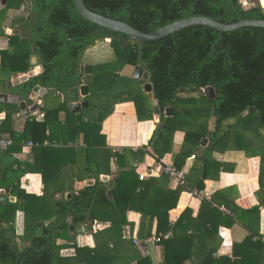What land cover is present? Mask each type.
I'll list each match as a JSON object with an SVG mask.
<instances>
[{
    "label": "trees",
    "instance_id": "trees-1",
    "mask_svg": "<svg viewBox=\"0 0 264 264\" xmlns=\"http://www.w3.org/2000/svg\"><path fill=\"white\" fill-rule=\"evenodd\" d=\"M247 1L249 6L242 0H85V4L96 13L151 33L192 16H207L226 24L264 19L259 0ZM23 5L27 7L26 14L13 18L9 25L18 33L10 34L9 47L0 50V71L16 76L28 73L34 68L32 58L36 56L43 66L42 73L9 91L31 104L32 91L41 85L50 89L48 95L63 94L65 102L53 108L46 102L44 121L33 120L22 132L14 129V111L8 109L10 103L0 102V112L7 111L1 130L10 132L17 147L28 139L43 143L57 135L53 129L49 131L50 122L65 110L67 124L63 131L68 137L58 146L33 148L34 163H24V169L20 167L14 171L15 178L9 177L15 163L19 164L18 160L0 173V186L7 182L17 197L14 202H0V264H134L135 261V264H187L197 256H201V261L195 264L251 262L260 241L255 240L259 231H252L236 245L231 256L218 255L219 228L234 224L235 219L243 215H259L264 199L260 207L244 214L237 208L226 214L204 198L197 216H193L194 211L189 207L176 216L174 212L184 189L170 187L171 178L164 171L159 177L141 179L140 164L147 154L154 153L159 161L170 152L177 130L173 118L184 113L195 114L199 107V100L191 102L193 98L189 95L192 93H201L198 99L209 105L207 109L216 116L215 131L208 133L207 130L214 142L223 138L222 130L228 120L240 125L249 124L251 117H256L257 131L264 130V28L247 26L226 31L220 44L221 32L202 25L185 28L160 40L143 42L125 33L109 32L85 19L75 0H8L5 10L20 9ZM0 34H5L1 26ZM101 39L112 48L114 55L105 62L93 64L91 74L83 73L81 66L86 51ZM128 65L141 66L148 71L149 79L144 81L122 75ZM1 83L6 86L5 81ZM146 83L152 84L154 99L160 106L158 127L165 129L160 133L156 130L149 143L137 150L123 148V153L112 152L101 134V123L111 113L108 104L111 98L112 103L119 98L134 101L141 120L153 119V101L144 91ZM83 84H89L91 89L86 98L90 103L86 108L88 112L85 114L84 109L73 113L68 107L69 92ZM209 86L216 91L213 99L205 94ZM169 107L171 117L167 116ZM252 107L257 111L245 114ZM229 128L230 125L228 131ZM81 133L84 145H73ZM208 150L213 151V145ZM180 156L181 152L174 156L179 169L184 163L178 162ZM262 158L264 161V156ZM113 159L115 171L111 164ZM207 166L206 162L204 169L208 173ZM29 172L43 175L42 195L28 193L21 187L20 178ZM103 174L110 179L103 181ZM90 179H95V183L75 189L77 181ZM260 181L264 187L261 177ZM204 188L202 181L200 189ZM109 190L113 191L112 199ZM19 210L25 212L26 218L22 235L18 234L16 224ZM129 211L141 214L140 238L172 233L168 239L162 238L157 243L163 251L161 262L141 256L136 249L133 254L117 253L118 244L127 242L134 246L133 241L123 239ZM207 213L210 217H206ZM91 215L96 224H110L98 231L103 236L95 247L81 245L69 231L71 216L72 223L78 226L88 224ZM47 219L50 222L46 223ZM208 223L214 229L202 230ZM89 229L94 230V226ZM59 239L66 242L59 243ZM65 247H74L76 254L62 256L61 250Z\"/></svg>",
    "mask_w": 264,
    "mask_h": 264
},
{
    "label": "crops",
    "instance_id": "crops-1",
    "mask_svg": "<svg viewBox=\"0 0 264 264\" xmlns=\"http://www.w3.org/2000/svg\"><path fill=\"white\" fill-rule=\"evenodd\" d=\"M0 26L2 27V30L5 31V34H0V50H3L9 47L8 31L12 28L9 26V23L7 21ZM89 50L90 48L87 51ZM32 61L34 62L33 69L37 68L39 69L38 74L42 73L43 66L39 64L38 57L34 56L32 58ZM97 61L105 62L104 59H97L96 62ZM93 64L96 63L94 61L88 60L84 62V65L92 66ZM134 70L135 67L128 65L124 68V70H122L121 74L129 77L132 76L134 78ZM21 74H18L16 76L14 74H9L7 72L0 71V83L1 81L6 82V86H4L2 83L0 84V94L8 93L19 97L18 95L13 94L9 91L12 87L15 86L9 85V82L12 83V81L18 79ZM41 89V92H35L34 98L32 97V91L30 95V99L32 100L31 104L25 101L27 103L28 109H31L35 104L38 105L36 109L30 110L31 113L29 116H26L22 113L19 104L6 102L10 103L8 109L14 111L13 126L14 129H16L17 131L22 132L26 128V125L32 122L33 120L38 122L44 121L46 113V102H48V106L50 108L58 106L61 101L65 102V96L63 94L61 96H59L58 94L48 95L50 91L49 88L41 86ZM144 91L147 92L145 89V85ZM189 96L191 99L193 98L191 102L197 103V100H199L197 103L199 107L196 110V113L179 114L178 116L173 118V123L177 127V130L173 134V145L170 149V152L165 154V156L159 161H157L156 156L153 152V154H147L145 160L140 164V171L142 173H148V176L146 178L151 176L159 177L164 171V163L167 162L175 164L174 156L177 153L181 152V156L178 158V162L182 163L184 161L183 167L181 169L186 172V182L183 185H179L175 180L170 179L169 183L170 187H172L173 189L179 186L184 189L178 202V209L176 210V212H174L176 216H178L182 211H184L188 207L194 211L193 216H197L201 208L203 198L210 200L214 206L218 207L220 211L226 214H231L232 208H237L241 214H244L247 210L253 209L255 207H260L261 201L262 199H264V187H262L260 181V177L262 180H264V161L262 158L264 156V139H261L262 137H264V130H260L261 132L256 133L255 137L252 135V133H250V129L247 128V131L242 135L248 136V139H246L245 141H242V139H240L238 142H236V144L225 143V141L230 137V130L228 131V121L230 120H228L222 130L223 138H220L219 140L214 142V139L211 140V134L208 133L210 131H215L216 129V116L211 113V109H207V107H210L209 105L205 104L202 99H198L202 96L201 93L196 92L190 94ZM87 97L83 99L86 100ZM154 100H152L153 119L144 118L143 120H141L138 116V109L134 101L121 100L119 98L116 103H113L112 105H110V103L108 104L109 108L111 109V113L101 123V134L106 137V142L108 145L107 148L112 150V152L123 153V148H132L134 150H137L138 148L149 143V141L154 135V132L158 129V124L161 121V114L158 116L154 112ZM52 101L55 102L50 105ZM68 107L70 108L69 100ZM84 109L85 108H83V110ZM199 114L204 116V118L200 117ZM6 115L7 111L0 112V120L2 122L5 120ZM172 115V112L171 115H168L167 112L168 117H171ZM22 116H24L27 120L24 122H20L19 118H21ZM66 119V112L65 110H62L58 114L57 119L55 118L51 121L54 123L53 128L57 126L61 127L59 133L64 138L68 137L67 135L64 136V131L62 130L67 124ZM87 119L88 118H86V121ZM1 128L2 125L0 124V134L11 137L10 132H2ZM207 130H209L208 133ZM53 131L56 134L58 132L56 129H53ZM76 139H80V142L78 144L69 143V145H84L82 133L80 136L78 135ZM204 139H206L205 144H203ZM29 140L32 139L24 141ZM48 140L50 141V139H47L44 142H49ZM24 141L21 147H17L13 144L9 151L7 150L4 152H0V173L3 171V169L11 165L13 161H19V164L15 163L13 167L14 169L11 172V176L9 177L10 179L15 178L16 172L14 171H18L20 167L21 169L25 168L26 165L24 163L33 164L35 161V154L33 149H30ZM44 142L41 144L44 145ZM58 145L59 143L56 144V146ZM211 145H213L214 147L213 151L208 150ZM240 146H242V148H240ZM149 149L152 151L151 147H149ZM206 162L208 165V173L204 169ZM2 163H4V165ZM112 169L114 171L116 170V164L113 161ZM101 177L103 181H108L110 179V176L106 174H103ZM86 181H77L75 183V189L79 190L83 188L86 185ZM202 181H204V189H200ZM20 183L21 187L25 189L28 193L37 195L43 194V175L40 172H29L24 174L20 178ZM8 188L11 189L10 198L12 200L10 201H16L17 197L12 193V188L7 186V182H2L0 190H5ZM194 190L203 191L204 197L199 198L188 195L190 191ZM3 196H5V193H0V197ZM58 197H60V194L58 195ZM110 198L112 199L113 197ZM206 217H210V213H207ZM127 218L129 222L124 227L123 239L127 241H133L134 246L133 244L130 245L127 242L118 244L117 253L121 255H128L131 253L133 254L134 250L136 249L141 254V256H150L153 257L155 262H161L163 259V251L161 246H159L158 244L146 245L141 242H138V240H145L138 236L141 222V214L129 211ZM48 222H50V219L46 220V223ZM72 222L73 219L71 216L69 218L70 226L74 225ZM16 224L18 228L20 227L22 230L17 231L18 234L22 235L24 233L26 224L24 211H18ZM79 225H82L81 231L77 229L78 226L74 225L75 230H71L69 226L70 234L74 235L75 240L77 238L82 239L81 242H84L83 240L85 238L86 242L81 243V245L86 244L89 247H95L97 241H99L101 239V236H103L98 231L106 229L110 224H96V220L94 218L93 224H90L89 220L88 224ZM89 226H94V230H90ZM155 226L156 221L154 224V228ZM210 229H214V226L210 223H208L207 226L204 225L202 228V230L204 231H209ZM252 231H259V235H256L255 240L258 239L260 241L257 242L255 254L253 255L252 261L248 264H264V206L260 208L259 215L256 213H253L249 216L243 215L242 217H240V219L236 218L235 223L232 225L220 226V237L218 241L220 242V247L218 255L228 254L232 256L236 245L242 243L246 239V237L251 234ZM75 232L76 234H74ZM58 242L64 243L66 242V240L59 239ZM19 243L22 245L21 240H19ZM110 247L113 249L114 245L111 244ZM75 254L76 249L74 247H65L61 250V255L64 257H71ZM200 261L201 256H197L192 260H188L187 264H195ZM135 263L136 261L134 262V264Z\"/></svg>",
    "mask_w": 264,
    "mask_h": 264
},
{
    "label": "water",
    "instance_id": "water-1",
    "mask_svg": "<svg viewBox=\"0 0 264 264\" xmlns=\"http://www.w3.org/2000/svg\"><path fill=\"white\" fill-rule=\"evenodd\" d=\"M261 6L264 9V5L262 4V1L259 0ZM8 3V0H0V11L4 9L6 4ZM77 9L79 13L87 20L100 25L102 27H105L109 32L110 31H117L121 33H125L128 36H131L132 38H135L139 41L143 42H151V41H156L160 40L164 37H167L171 34H175L178 31H181L185 28L196 26V25H202V26H207L211 27L214 29H217L221 32V37L218 41V44H220V41L222 39L223 33L226 31H231V30H236L242 27H247V26H252V27H263L264 28V19H246V20H241L238 22L234 23H221L213 18L207 17V16H192L188 17L185 19H181L179 21H176L174 23H171L165 27H162L154 32L151 33H145L137 28L133 27L132 25L120 21V20H115L109 17H106L102 14L96 13L92 10H90L86 4L85 0H75ZM18 33V31H16ZM41 68V67H40ZM81 71L86 74H91L92 73V66L91 65H82L81 66ZM39 73V69H33L27 74H21L20 77L14 81L9 82V85H17L21 84L24 81L28 80L30 77H33ZM134 78L136 79H142L144 81H147L149 79V73L148 71H145L141 66H136L133 74ZM145 89L148 92L149 98L151 100H154V94H153V87L151 83H146L145 84ZM41 86L37 85L34 90H33V98L35 96V92H41ZM205 93L207 97L213 99L216 97V91L213 87L209 86L205 89ZM90 95V85L89 84H83L79 87L73 88L69 92V101H70V108L73 113H80L83 108L89 107L90 103L86 101L85 97ZM0 101L3 102H11V103H17L20 106V109L22 110V113L26 116H29L31 111L37 108V104H35L31 109H28L27 103L25 101H21L19 97L8 94V93H2L0 94ZM257 111L256 107L250 108L245 114L248 113H254ZM154 112L158 116L160 115V106L157 100H154ZM168 115H171V108L167 109ZM163 128L162 126H159L157 131L160 133ZM206 139L203 140V144H205ZM95 180L91 179L86 181V185L89 184H94ZM10 192L11 189H5V190H0V193H5V196L0 197V201H10L12 200L10 198ZM109 195L110 197H113V191L109 190ZM68 196H71V193H68ZM90 224L94 223V217L90 216L89 217ZM71 221V220H70ZM71 230H75V226L72 225L70 226ZM77 229L81 231L82 225H78Z\"/></svg>",
    "mask_w": 264,
    "mask_h": 264
},
{
    "label": "rangeland",
    "instance_id": "rangeland-1",
    "mask_svg": "<svg viewBox=\"0 0 264 264\" xmlns=\"http://www.w3.org/2000/svg\"><path fill=\"white\" fill-rule=\"evenodd\" d=\"M242 1L245 3V5H247V6L250 5V3L247 0H242ZM21 11H23V8L19 9L18 11L16 9L12 10V8L8 9V10H3L2 12H0V25H3L4 22H6V21L10 25L11 18H12L11 15H13L15 13H18V12H21ZM113 55H114V52H113L112 48H108L107 42H105L104 40L101 39V40H98L96 42V45L90 47V50L86 52V54L84 56V62H86V60H88V61H94L95 63H99V61L96 62L97 59H104L106 61L109 58H111ZM113 101L114 100L111 98L110 105L113 104L112 103ZM53 102H55V101H52L50 103V105H52ZM87 112H88V110L85 108V114ZM196 115H198V114H196ZM200 117L204 118V116H202V115H200ZM26 120L27 119L24 116L19 118L20 122H24ZM228 122H229V125H230V128H229L230 137L225 141V143L236 144V142H238L240 139H242V141H245L246 139H248V136L242 135L243 133H245L247 131V128L250 129V133H252V135L255 136V137H256V135H255L256 133L261 132V131H257L258 130V120H257L256 117H251V120H249V122H248L249 124H247V123H241L240 125L239 124H234L235 123L234 120H230ZM53 124H54L53 122H50L49 131L51 132L52 129H56L58 132H57V135L54 136L53 139H50V141L48 140L49 143H50L49 147L56 146L57 143H59V144L61 142L64 143V139H66V138L62 137L61 134L59 133L61 127L57 126V127L53 128L54 127ZM261 139L263 140L264 137H262ZM67 142L68 143H72L71 141H67ZM79 142H80V139H76L75 140V143L78 144ZM106 144H107V142H106ZM240 148H242V146H240ZM112 161L115 162L114 159ZM4 163H2V164L4 165ZM116 169H117V167H116ZM17 231H22V230H21L20 227L18 228V226H17ZM80 236H82V235H80ZM76 240H77L78 243H85L86 242L85 238L83 240L84 242H81L82 239H79V238H77Z\"/></svg>",
    "mask_w": 264,
    "mask_h": 264
},
{
    "label": "built area",
    "instance_id": "built-area-1",
    "mask_svg": "<svg viewBox=\"0 0 264 264\" xmlns=\"http://www.w3.org/2000/svg\"><path fill=\"white\" fill-rule=\"evenodd\" d=\"M0 124H2L1 120H0ZM24 142L30 149L43 145L33 140L24 141ZM13 144L14 142L11 137L0 134V152L9 150L13 146ZM44 145H50V143L46 141L44 142ZM163 170L165 173H167L170 176L171 179L175 180L179 185L185 184L186 176H187L186 172L182 169H179L175 164L165 162L163 166ZM147 176L148 173H141L140 178L145 179ZM188 195L203 198L204 192L200 190H194V191H190ZM171 235L172 233H167L163 236L154 235L148 239L142 240L143 242L139 240L138 242H141L146 245H156L162 240V238L168 239Z\"/></svg>",
    "mask_w": 264,
    "mask_h": 264
},
{
    "label": "flooded vegetation",
    "instance_id": "flooded-vegetation-1",
    "mask_svg": "<svg viewBox=\"0 0 264 264\" xmlns=\"http://www.w3.org/2000/svg\"><path fill=\"white\" fill-rule=\"evenodd\" d=\"M6 6H7V4H6ZM6 6L4 7L3 10H5ZM21 8H23V11L11 15L12 16L11 21H12L13 18L17 17L18 15H25L26 14L27 7L23 5ZM3 10H1L0 12H2ZM12 10H14V9H12ZM16 10L18 11L19 9H16ZM14 32H16V30L13 29V28L8 31L9 35L13 34Z\"/></svg>",
    "mask_w": 264,
    "mask_h": 264
},
{
    "label": "bare ground",
    "instance_id": "bare-ground-1",
    "mask_svg": "<svg viewBox=\"0 0 264 264\" xmlns=\"http://www.w3.org/2000/svg\"><path fill=\"white\" fill-rule=\"evenodd\" d=\"M262 1V4L264 5V0H261Z\"/></svg>",
    "mask_w": 264,
    "mask_h": 264
}]
</instances>
